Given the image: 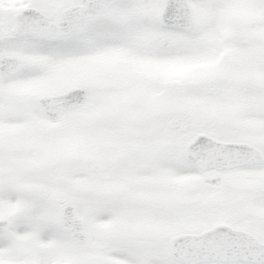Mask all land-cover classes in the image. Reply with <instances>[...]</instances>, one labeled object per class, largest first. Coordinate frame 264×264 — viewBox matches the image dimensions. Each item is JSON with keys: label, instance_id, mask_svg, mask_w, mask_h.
I'll return each mask as SVG.
<instances>
[{"label": "snow or ice", "instance_id": "snow-or-ice-1", "mask_svg": "<svg viewBox=\"0 0 264 264\" xmlns=\"http://www.w3.org/2000/svg\"><path fill=\"white\" fill-rule=\"evenodd\" d=\"M0 264H264V0H0Z\"/></svg>", "mask_w": 264, "mask_h": 264}]
</instances>
